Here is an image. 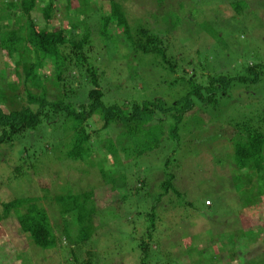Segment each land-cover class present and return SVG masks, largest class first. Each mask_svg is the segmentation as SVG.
Returning <instances> with one entry per match:
<instances>
[{
	"label": "rangeland",
	"instance_id": "1",
	"mask_svg": "<svg viewBox=\"0 0 264 264\" xmlns=\"http://www.w3.org/2000/svg\"><path fill=\"white\" fill-rule=\"evenodd\" d=\"M8 1L19 3V0ZM116 1L122 3L131 18L137 17L140 12V19L153 22L152 16L149 17L150 14L161 16V13L172 10L186 16L185 13L191 10L195 11L197 15L194 23H202L205 19L212 25L203 23L204 25H197L195 29H192L194 27L191 22H183L174 29V34L177 33L175 39L171 38L174 34H172L173 31H170L171 35L166 38L167 40L171 38V50L178 66L175 74H172L169 68L164 65H151L152 62H159L160 59L152 56H140L138 58V74L136 75L137 66L132 67L129 71L131 72L130 77L127 75L126 65L133 64V58L127 57L128 49L119 44L117 52L119 59L107 60L108 54L105 52L102 40L94 32L92 35L93 52L90 54V61L97 69V73L101 75L100 86L105 93V104L151 101L159 98L168 105H173L174 101L183 98L187 91V86L182 81H177L179 77L188 78L191 75L194 76L195 73L198 82L205 81L208 72L212 75L222 74L231 78L236 77L241 73L242 65L247 60L249 61L246 64L250 63L251 55L256 49L255 45L259 46L260 58L254 60L258 62L261 59L264 60V0H242L238 7H229L231 11L223 8L218 2L212 3L208 8L206 7V12H200L199 6L195 5L197 2L193 5L191 0H166L160 5H157L154 0H146V2L145 0ZM88 2L90 11H92L91 8L93 9L91 15L94 20L101 6L104 11L108 9V3L104 0H88ZM94 2L96 5L93 4ZM179 3H182L185 9L179 10ZM46 4H48V0H38L35 9L30 13L32 21L39 29L50 31L52 28L59 27L61 30H65L66 36L69 37L71 34L68 31L76 17L75 8L79 6L78 0L71 1L72 8L68 11L66 10V0H54L50 24H47L43 18V8ZM218 5L220 6L218 7ZM212 7L217 8L213 9ZM14 14L7 20L8 26L12 28L18 27L16 24L18 22L23 23L21 12L17 10L14 11ZM179 14L170 13L173 20ZM88 21L89 19H87ZM89 25L93 29L96 22ZM134 26H136L135 22L132 23V27ZM161 26L164 28L163 24ZM211 27L223 29L220 32L223 42L228 40L230 42L228 50L232 49L234 52L227 53L222 47L215 50V53L206 52L204 48L198 49L197 47L199 57L194 59L193 55L189 54L188 47L187 50L185 49L187 40L190 41L197 37V29L203 31ZM74 34L79 37L81 28H77ZM109 44L111 45V39H109ZM188 61H195L194 71L186 64ZM205 61L206 63H204ZM3 62L6 65L5 68L10 69L9 72L14 69L12 59L3 58ZM200 64H206L203 66L205 71L201 72ZM52 71V67L48 65L42 72L50 76ZM9 76L15 82L16 78L12 72ZM79 82L86 85L82 79L73 81L71 85L77 88ZM35 83L37 84V81ZM2 87L7 88L5 84ZM86 88L88 89L87 86ZM26 89L20 85L19 90L15 92L17 97L13 99L10 107L2 106L3 111L19 109L30 103L24 94ZM29 90L34 95L40 92V89L32 87H29ZM53 90L55 97L50 100L56 99L60 94L59 91L49 87V91L53 92ZM6 94L13 96L14 93L6 91ZM76 98L78 101L75 100V103H84L86 93L80 91ZM214 98L216 100V96ZM210 104L217 105L216 113L214 112L213 115L209 113V116H189L190 120L196 124H204L205 128L198 130L191 125L186 128L182 127L179 132L180 144L176 151H174L176 143L170 141L162 143L163 146L160 150L136 157L131 151L132 143L123 137V131L110 123L99 135V140L102 141L103 137L108 139L115 135L114 143L117 147L115 157L120 162V166L112 165L113 156L102 150L100 141L96 139V134L92 133V131L100 129L102 125L100 121L97 123L87 121L88 124L86 123L84 129L90 133L92 164L94 166L101 165L105 172L116 176L115 179L118 182L121 181L119 183H125L122 184L126 186L116 190H112L110 186L102 185L101 178L98 177L96 171L88 169L83 163L66 161L67 149L64 146H69L71 142L70 123L64 122L61 117L55 118L49 123L46 122L38 131L24 138L28 154L37 150L38 154L46 156L41 157V164L37 166L36 174L31 170L25 178L18 182L16 180L7 181L10 176L8 169L9 171L14 170L16 165L21 164L18 154L25 156L22 149L26 145L23 142H17L13 146H0V162L2 163L0 174L6 176V178H0V203H8L18 198H39L48 193L49 196H54L62 187L73 193L94 191L93 200L102 209L100 213L103 215L109 211L110 213L106 215L104 224L101 226L102 229L98 228L99 223L94 224L97 228L96 243L86 245V249L96 255V261L93 260V264H139L140 253L137 241L142 238L149 226L145 216L150 212L151 207L155 212L156 227L152 235V243H148L153 249L155 247L162 248L163 252H159L162 256L161 263L264 264V197L259 199L254 208L246 209L241 202L243 196L246 197L244 187L247 179L251 180L255 188L264 187V171L260 176L246 170L239 171L233 159L232 144L228 143L232 122H234L233 126L245 118L249 119L253 116L264 119V81L254 86L233 83L231 91L220 96L216 103ZM211 105L206 109L211 110ZM169 122H171L170 119L166 120L167 124ZM151 124H155V122ZM163 129L166 131L168 126H164ZM137 139L139 141L135 147L138 149L140 143L149 141V139ZM43 148H46L45 152ZM167 159H169L167 170L175 176L172 184L173 189L159 199L158 195L162 193L160 184L165 179L164 171ZM245 172L246 174L243 175ZM247 173L249 177L246 176ZM38 178L44 181H39ZM137 180L139 181L137 182ZM143 180L145 182L144 189L137 190V188L140 189ZM46 181L47 184H45ZM39 182L42 184L41 186ZM42 186L43 188L47 187L43 192L39 188ZM89 188L91 189L89 190ZM118 192L129 194V201L119 202L121 196L118 195ZM248 193L249 190H247V195ZM205 200L211 202L212 209L208 210L203 206ZM37 204L46 211L52 225L61 224L58 219V209L53 201L40 198ZM136 216H139V221L133 228L130 221ZM92 232L93 228H90L89 233ZM249 234L250 236H248ZM207 243L212 247L213 251H211L214 254H211L207 248ZM227 243L231 244L233 253L229 251ZM3 245L5 248L10 247L9 253L17 252L25 256L29 254L30 259H27L29 261L27 264H68L69 261L65 252L66 248L65 250L58 248L43 251L32 246L31 241L20 231L13 212L6 220L0 221V246ZM155 251L158 254L157 250ZM210 255H214L215 259H209ZM83 257L85 256L83 255Z\"/></svg>",
	"mask_w": 264,
	"mask_h": 264
},
{
	"label": "trees",
	"instance_id": "2",
	"mask_svg": "<svg viewBox=\"0 0 264 264\" xmlns=\"http://www.w3.org/2000/svg\"><path fill=\"white\" fill-rule=\"evenodd\" d=\"M71 1L66 0L67 11L72 8ZM104 1L108 3L107 11H104L101 6L94 20L91 15L93 9L91 8L92 11H90L88 0H78L79 6L75 8L76 17L71 29L68 31L71 34L69 37L66 36V31L61 30L59 27L57 29L52 28L50 31L37 27L30 18V13L35 9L38 0H19V3L8 0L0 2V146H13V142H23L25 144L24 138L38 131L46 122L49 123V121L61 117L64 122L70 123L72 133L70 145L64 146L67 149L65 154L66 161L83 163L88 169L96 171L98 177L101 178L102 185L110 186L112 190H116L126 186L122 184L124 182L119 183L121 181L118 182L115 179L116 176H111L110 172H105L101 165L94 166L92 164L90 133H87L84 129L87 121H92L93 123L100 121L102 124L98 131H92L93 134H96V139L98 140L99 135L103 133L110 123L115 128H120V131H123V137L132 143L131 151L136 157L143 156L147 152L160 150L163 146L162 143L170 141L176 143V148L174 149L176 151L179 148V132L182 127L186 128V126L191 125L198 130L205 128L204 124H196V122L189 119V116H209V113L211 115L214 112L216 113L215 108L217 105L212 106L210 103H216L220 96L231 91L233 83L254 86L264 81V60L261 59L260 62L254 60L260 58L258 54L259 46L255 45L256 49L251 55L250 63L246 64L249 61L247 60L242 65L241 73L236 77L231 78L222 74L212 75L209 72L205 81L201 82L197 81L195 73L194 76L191 75L188 78L179 77L177 81H182L187 86V91L185 96L174 101L173 105H168L159 98L151 101L105 104V93L100 86L101 75L97 73V69L90 61V54L93 52L92 35L94 32L102 40L105 52L108 54L107 60L119 59L117 57L119 44L128 49L127 57L133 58V64L128 63L126 65V72L129 77L131 75L129 71L132 67L137 66L136 75L138 74V58L140 56H152L160 59L159 62H152L151 65H164L169 68L172 74H175L178 66L170 44V39L173 37L175 39L177 34H174V29L183 22H191L194 27L192 29H195L197 25L200 26L209 22L202 18L204 22L194 23L197 15L195 11L191 10L185 13L186 16H183L181 12L172 10L161 13V16L150 14L149 17L151 18L152 16L153 22H149L147 19H145L146 21L140 19V12L137 17L131 18L120 1ZM154 1L157 2V5H160L166 0ZM241 1L191 0V3L194 5L197 2L195 5L199 6V11L206 12V7L208 8L212 3L218 2L223 8L231 11L229 7L236 8ZM93 4L96 5V2ZM178 6L179 10L184 8L182 3H179ZM212 8L216 9L217 7ZM53 9L54 0H48V4L43 8V18L47 24H50ZM17 10L21 12L23 23H16L18 25L16 28L9 27L7 20L13 17L15 15L14 11ZM170 13L180 14L175 16L173 20ZM80 17L81 19H79ZM87 19L91 21L87 22ZM94 21L96 25L91 29L89 24ZM134 22L136 26L132 27ZM4 23L6 24L4 25ZM161 24L164 25V28ZM209 24L212 25L211 23ZM77 28H81L79 37L74 34ZM170 31H173L172 34L174 35L167 40L166 37L171 35ZM222 31L223 29L212 27L203 31L197 29V37L192 40L189 39L190 41L187 40L185 49L187 50L188 47L189 54L193 55L194 59L199 57V50H196L197 47L198 49L204 48L206 52L215 53V50H219L220 47L227 53L229 51L234 52L232 49L228 50V48L230 49L228 40L223 42V38L220 35ZM109 39H111V45L109 44ZM189 42L191 43L189 44ZM192 46L193 48H191ZM3 58L14 61V69L11 72L16 78L15 82L10 79L11 76L9 75L11 72H9L10 69L8 67L5 68L6 65L3 62ZM194 63L195 61H188L186 64L194 71ZM48 65L53 69L50 76L42 72ZM204 65L206 64H200L199 66L201 72L206 70L203 69ZM80 79L85 81L86 85L81 82H79L77 88L71 85L73 81H80ZM35 81H37V84ZM4 84L7 87L5 89L2 87ZM20 85L24 86V89L27 88L24 94L30 103L19 109H10L4 112L2 106L6 108L11 106L13 99L17 97L15 92L19 90ZM29 87L40 89V92L34 95L30 92ZM49 87L60 92L59 96L54 100H50L55 97V93L54 90L53 92L49 91ZM6 91L14 93L13 96H7ZM80 91L86 93V101L84 103H75V100L78 101L76 97ZM210 105L212 109H206ZM169 119L171 122L167 124L166 120ZM153 122L155 124H151ZM232 123L230 125V134H225H229L228 143L232 144L233 159L237 164L238 170H246L260 176L262 171H264V119L253 116V118H245V120L233 126ZM164 126H168L166 131L163 129ZM189 133L192 134L191 131ZM114 137L115 135L108 139L103 137L102 141L99 140L100 147L113 156L112 165L120 166V162L115 157L117 147L114 143ZM137 138L149 139V141L140 143V148L138 149L136 148L139 141ZM96 144L98 145V143ZM25 145L22 149L25 156L24 154H18V160H21V164L16 165L14 170L9 171L8 169L10 176L7 181L13 182L16 180L18 182L25 178L31 170L36 174L37 166L41 164V157H46L38 154L37 150L28 154L27 144ZM28 148L30 150V147ZM45 149L43 148L44 152ZM32 160L33 162H31ZM168 166L169 159L165 161V179L160 184L162 193L158 195L159 199L173 189L172 184L175 176L167 170ZM245 174L246 172L243 175ZM246 176L249 177V174L247 173ZM0 178H6V176L2 174ZM38 179L39 181L43 180L41 178ZM45 184H47V181ZM144 184L143 180L140 189L137 188V190H143ZM39 185L41 186L42 184L39 182ZM39 188L43 192L47 187L43 188L42 186ZM244 188L246 189V197L243 196V201L241 202L246 209L248 207L254 208L258 204L259 199L264 197V187L255 188L251 180L247 179ZM247 190H249L248 195ZM44 195L39 198H18L8 203H0V221L6 220L13 212L20 231L27 236L35 248L43 251L58 248L59 250L62 248L65 250L66 248L65 252L67 258H69L68 264H93V260L96 261V255L91 250L86 249V245L96 243L97 228L94 224L99 223L98 228L102 229L101 226H103L106 215L110 211L106 215L100 213L102 209L93 200L94 191L92 190L73 193L69 189L66 190L62 187L54 196H49V193ZM118 195L121 196L119 202L129 201V194L125 195L122 192H118ZM40 198L51 200L56 204L59 214L58 219L61 221L60 225L51 224L46 211L37 204ZM203 206L208 210L213 208L209 200H205ZM111 212H113L112 209ZM145 217L149 226L146 228L142 238L137 241L140 253L139 264H163L161 263L162 256L159 253L163 252L162 248L155 247L153 249L148 243H152V235L156 227L153 207H151L150 212ZM138 218L139 216H136L130 221L132 227L139 221ZM90 228H93L91 234L89 233ZM134 232L136 233V230ZM226 246L233 253L231 244L227 243ZM207 248L213 251L208 243ZM9 250L10 247L0 246V264H27L29 262L27 260L30 259L29 254L25 256L17 252L9 253ZM155 250H157L158 254L155 253ZM212 251L211 254H214ZM26 253L28 252L26 251ZM165 255L168 254L165 253ZM209 259H215L214 255H210Z\"/></svg>",
	"mask_w": 264,
	"mask_h": 264
},
{
	"label": "clouds",
	"instance_id": "3",
	"mask_svg": "<svg viewBox=\"0 0 264 264\" xmlns=\"http://www.w3.org/2000/svg\"><path fill=\"white\" fill-rule=\"evenodd\" d=\"M12 144L15 145V142H13Z\"/></svg>",
	"mask_w": 264,
	"mask_h": 264
}]
</instances>
